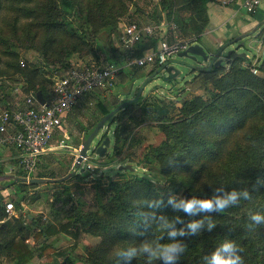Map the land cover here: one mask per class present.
I'll list each match as a JSON object with an SVG mask.
<instances>
[{
    "label": "rangeland",
    "instance_id": "374dc122",
    "mask_svg": "<svg viewBox=\"0 0 264 264\" xmlns=\"http://www.w3.org/2000/svg\"><path fill=\"white\" fill-rule=\"evenodd\" d=\"M1 1L0 109L13 107L21 102V98L13 94L22 80L12 65L23 59L31 66L41 67L47 75L48 69L44 65L46 60L42 51L47 42L53 55L58 56L59 62L64 64L63 67L93 63L123 67L122 62L114 64L115 56H122L120 26L131 12L137 10V14H141L143 11V6L138 0H76L75 9L69 16L68 27L62 32H55L44 25V6L47 0ZM168 2L181 17H191L189 11L181 9L184 0ZM163 10L166 14L170 13L168 8ZM157 18V15L154 16L155 21ZM210 29L209 26L197 43L214 55L215 50H208L206 42L211 44L213 41L211 36L217 37L218 34L216 32L209 34ZM257 29L251 32V43L247 37L235 44L226 47L221 45L217 48L216 52H219L223 59L221 64L223 69L229 68L228 57L232 52L235 55L246 54L248 61L240 65L243 68L258 66L255 75L264 78V72L260 70V66L263 67L264 64L262 63L264 24ZM181 33L186 38L194 34L190 28L181 30ZM172 65L179 71V75L170 81L166 80L168 76L166 71L123 67L112 88L97 90L86 96L85 103L81 102L63 118L62 133H68L70 138L67 144L71 148H58L62 137L61 133L55 134L51 143L54 149L40 159L37 171L32 177L47 179L49 182L27 183L26 186L16 183L15 179L25 178V173L20 168L15 150L2 148L11 151L12 158L10 161L0 162V186L11 183L9 187H14L2 206L6 207L7 203L13 202L16 215L22 214L26 224L35 227V232L40 229L44 233L50 226L60 228L64 225L68 215L74 213L77 208H81L85 213L100 211L98 198L103 196V188L114 183L121 185L127 181L144 180L159 190L170 192V181L161 172L159 160L151 154L153 148L166 140V136L159 128L160 115L156 113V107L164 106L169 111L168 116L176 119L180 116V109L186 100H192L196 96L209 99L208 87L204 88V84L218 76V73H214L197 78L202 70L209 67L201 57L192 60L177 55L172 58ZM58 74H63V71L60 70ZM100 100H103L111 111L123 103H132L107 121L88 152V163L76 166L80 148L102 117L97 108V102ZM262 123V120H255L252 128ZM122 124H128V131L119 138L116 136V128ZM203 129L211 130L205 124ZM209 132L205 131L204 134L213 139V134ZM106 137L111 141L110 147L104 157H99L94 148ZM226 145L229 146L230 143L227 142ZM146 156L152 160L151 163ZM225 159L223 157L217 161L212 167V172H219L218 164L225 162ZM88 164H91L90 168ZM127 165L133 167V170H120L121 166ZM69 174H71L69 178L63 179ZM177 176L184 184L180 193L176 195L180 199L185 189H191L196 193L203 191V178L194 182L190 172H178ZM28 215L34 218V223L28 219ZM133 235L125 240L110 238L104 246L110 247L111 256L115 254V258L122 252L134 253L131 256L122 255L124 264H142L144 258H147L150 264H166L162 257L150 258V254L144 252L143 247L147 245L155 250L172 245L171 243L162 244L155 238L143 237L136 231ZM28 239H31L30 243H25L35 254L30 264H60L67 257L75 264H83L89 254L103 244V237L82 231L78 232L77 237L58 233L49 237L38 236ZM118 253L120 254L117 255Z\"/></svg>",
    "mask_w": 264,
    "mask_h": 264
},
{
    "label": "trees",
    "instance_id": "16d2710c",
    "mask_svg": "<svg viewBox=\"0 0 264 264\" xmlns=\"http://www.w3.org/2000/svg\"><path fill=\"white\" fill-rule=\"evenodd\" d=\"M211 1L184 0L181 9L191 13L189 18L181 17L168 0H163L162 5L163 9L170 11L167 14L169 20L174 18L182 31L192 29L194 34L190 38L200 42L210 25L208 4ZM76 3V0H47L44 25L55 32L66 30ZM42 51L47 75L41 67L27 62L22 68L20 60L12 66L25 83L26 94L41 92L46 103H50L54 94L53 73L66 67L59 62L58 56L53 55L48 42ZM122 58L115 56L114 64H120ZM246 61V54L242 56L232 52L228 57L229 68L223 69L220 65L209 71L202 70L197 78L218 73L204 84V88L208 87L209 99L196 96L186 100L178 118L169 117L164 106L156 107L155 111L160 115L159 128L166 140L153 148L151 154L161 163V172L168 177L173 192L159 190L144 180L127 181L121 185L114 183L103 188V196L98 198L100 211L85 213L77 208L68 215L64 225L60 228L50 226L44 233L40 229L35 232V227L27 225L22 214L10 217L6 207L2 206L5 197L0 193V259L7 257L11 264H30L35 254L25 243L29 237H49L58 233L77 237L82 231L103 237L102 246L92 251L83 264H124L122 255H119L121 252L115 258V254L111 256L110 247L104 244L110 238L125 240L133 237L136 231L162 244L181 245L185 250L177 254L174 264H208L213 254L227 242L237 246L242 264H264V223L256 224L250 219L255 214L264 215V78L253 74L252 66L243 68L240 65ZM154 70L160 71L161 68ZM260 70L264 72V64ZM102 101L97 102L102 116L100 120L111 112ZM255 120L263 123L252 128ZM204 124L211 130H204ZM127 131L128 124L117 125L116 136L121 138ZM205 131H210L214 138H208ZM223 157L225 162L218 164L220 171L212 172L213 165ZM146 159L149 160L147 156ZM149 161L151 163L152 160ZM178 172L192 173L194 182L203 178L201 193L185 189L192 194L216 200L225 199L235 192L237 201L229 204L223 212L204 211L196 205L189 213L182 206L185 202L176 196L184 186ZM20 179H15L16 183L26 186ZM10 184L3 187L6 189ZM27 217L35 222L31 215ZM195 222H200V227L193 233L189 225ZM209 222L215 226L209 228ZM173 232L176 235H171ZM60 264L75 262L67 257ZM142 264L150 263L144 258Z\"/></svg>",
    "mask_w": 264,
    "mask_h": 264
},
{
    "label": "built area",
    "instance_id": "2783aa9c",
    "mask_svg": "<svg viewBox=\"0 0 264 264\" xmlns=\"http://www.w3.org/2000/svg\"><path fill=\"white\" fill-rule=\"evenodd\" d=\"M138 1L143 6L142 13L137 14V10L131 12L120 26L121 62L123 67L151 71L161 68L160 71H165L172 66L174 56L187 51L196 42L193 38L183 37L174 18L168 19L162 8L163 0ZM214 1L229 6L238 0ZM260 5L261 0H242V8L247 14L255 13ZM156 15L157 21L154 20ZM20 66L24 68L26 61L21 59ZM123 67L73 64L62 70L63 74L54 72L53 98L45 104H41L36 94H26L25 83L20 81L13 95L21 98V102L17 106L0 109V149L12 148L18 153L25 178L32 179L40 159L52 150L55 134L61 133L62 137L58 148H71L67 144L68 133H62L63 118L86 96L112 88ZM251 71L257 74L256 65ZM88 158V155L84 158L83 165L88 163ZM87 166L90 168L91 164ZM6 212L10 217L16 216L13 202L6 204ZM26 243L29 244L30 240L27 239Z\"/></svg>",
    "mask_w": 264,
    "mask_h": 264
},
{
    "label": "crops",
    "instance_id": "0c3cea01",
    "mask_svg": "<svg viewBox=\"0 0 264 264\" xmlns=\"http://www.w3.org/2000/svg\"><path fill=\"white\" fill-rule=\"evenodd\" d=\"M208 13L210 18L209 26L211 27L208 33L211 34V32H216L218 35L217 37L211 36L213 41L211 44L210 42H206V46L208 50H215L214 54H217V48L221 45H225L226 47L228 45L235 44L236 42H239L247 37H249L250 43L252 42L251 32L259 28L261 24H264V0H261L260 7L253 14H247L243 10L242 0H238L236 3L229 6H223L220 3L212 0L208 4ZM236 29L237 32H235ZM220 58H222L221 55L219 59ZM85 100L86 98L82 101V103H85ZM53 149L54 147H52V150ZM10 152L1 148L0 162L10 161L12 158V152ZM16 155L19 156L18 153ZM13 188V186L8 187L4 190H1L0 193L6 199L10 195V191ZM29 240L31 241V239ZM0 262L7 264L10 263V260L7 257H3L0 259Z\"/></svg>",
    "mask_w": 264,
    "mask_h": 264
},
{
    "label": "water",
    "instance_id": "95a60500",
    "mask_svg": "<svg viewBox=\"0 0 264 264\" xmlns=\"http://www.w3.org/2000/svg\"><path fill=\"white\" fill-rule=\"evenodd\" d=\"M220 55V53L218 52L217 54H210L205 48L204 46H202L199 43H194L192 46H190L188 48L187 51L180 53L178 56L179 57H188L191 58L192 60H197L198 57H201L204 59L205 62H207L209 64V67L205 70L209 71L212 68H217L219 67L222 62L223 59L222 58H218V56ZM231 55V54H230ZM242 56H245V54H243ZM168 74L166 80L170 81L175 79L178 75H179V71L172 65L169 66L166 70H165ZM37 98L38 100L41 102V104H45V99L42 96L41 92L37 93ZM132 103V102H131ZM131 103L127 104V103H123L121 105H119L117 108H115L114 110H112L109 114H107L105 117H103L99 123L96 125V127L94 128V130L89 134V136L86 138L80 153L76 159V166H79L82 164L83 160L85 157H87L88 152L91 149V146L94 142V140L98 137V135L100 134L101 130L105 127V124L107 123V121H109L110 119H112L113 116H115L120 110L124 109L126 106L130 105ZM111 141L108 137H106L104 140H100L99 144L94 148L95 153L99 156V157H104L107 153L108 148L110 147ZM120 170H133V167L127 165V166H121ZM71 176V174H69L67 177L63 178H69ZM62 179V180H63ZM22 182L24 183H44V182H49L50 180L47 179H37V178H32V179H28V178H21L20 179ZM52 181H56V180H52ZM5 187L0 186V190H4ZM182 199L185 203L192 201V200H196V201H203V200H215L212 197L209 196H203V195H195L192 194L189 190H185L182 193ZM199 205V204H197ZM211 212H217V210H212Z\"/></svg>",
    "mask_w": 264,
    "mask_h": 264
},
{
    "label": "clouds",
    "instance_id": "9594fccd",
    "mask_svg": "<svg viewBox=\"0 0 264 264\" xmlns=\"http://www.w3.org/2000/svg\"><path fill=\"white\" fill-rule=\"evenodd\" d=\"M247 195V194H245ZM237 201V193L233 192L225 199H219L216 200H203V201H196L192 200L187 203H184L182 206L185 209V211L191 213L195 206L199 204L200 209L204 211H212L217 210L220 212H223L224 209L229 205L233 204ZM250 219L256 223H264V215L255 214L250 217ZM215 225L209 222V228L214 227ZM200 227V222H195L189 225V228L192 230V232H196ZM183 235V231L180 233ZM171 235H176L175 232L171 233ZM185 249L179 245V244H172L163 248L158 249H152L145 245L143 247V251L150 254V258H157L162 257L166 264H174V262L177 259V254L179 252L184 251ZM237 246L234 243L227 242L223 244V246L218 249L212 256L210 260H208V264H242V258L237 254ZM134 253H124L122 252L121 255H128L131 256Z\"/></svg>",
    "mask_w": 264,
    "mask_h": 264
}]
</instances>
